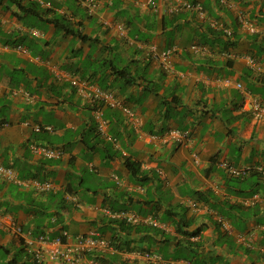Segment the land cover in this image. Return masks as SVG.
Returning a JSON list of instances; mask_svg holds the SVG:
<instances>
[{
  "label": "crops",
  "instance_id": "obj_1",
  "mask_svg": "<svg viewBox=\"0 0 264 264\" xmlns=\"http://www.w3.org/2000/svg\"><path fill=\"white\" fill-rule=\"evenodd\" d=\"M97 1L90 15L80 0H0V165L13 169L0 173V218L22 230L0 226V264H30L27 232L52 238L91 229L114 247L103 264H153L144 252L168 264H264V118L241 107L236 88L242 83L264 103V0H153L158 9L149 0ZM184 1L200 3L204 15L166 11ZM34 3L39 17L25 10ZM60 16L85 37L67 33ZM152 47L176 48L170 70ZM73 78L89 86L103 78L137 126L121 109L102 106L106 130L99 133L97 104ZM35 124L53 129L36 132ZM168 128L189 130V143H164L158 134ZM32 143L61 154L42 157ZM127 157L140 163L138 176L131 177ZM221 162L246 172L231 176ZM19 178L53 188L21 187ZM123 212L157 224L128 223ZM180 215L187 230L202 227L189 244L177 243L171 219Z\"/></svg>",
  "mask_w": 264,
  "mask_h": 264
},
{
  "label": "built area",
  "instance_id": "obj_2",
  "mask_svg": "<svg viewBox=\"0 0 264 264\" xmlns=\"http://www.w3.org/2000/svg\"><path fill=\"white\" fill-rule=\"evenodd\" d=\"M87 13L90 15L95 14L98 11V1L97 0H80ZM106 2L111 3L112 0H105ZM152 7L154 9H158L157 4L153 0H149ZM221 3L227 4L226 0H220ZM180 9L187 10H195L199 16H203L205 10L201 6L200 3L194 2L191 3L189 1H184L180 5H169L166 11L169 14L175 13ZM239 20L242 24H244L248 30L254 31L255 28L252 24L248 23L244 20V17L239 15ZM103 24L107 27H111L112 23L108 20H104ZM120 33L124 32V28H117ZM16 48L25 52L26 49L20 45H17ZM194 48V47H192ZM175 47L165 49L161 52H157L154 47L151 48L153 56L159 60L161 66L165 70H170L172 67L171 64V55L173 51H175ZM250 63H253L252 60H249ZM71 83L77 87V91L84 94V96L88 97L92 103L97 104L95 107V117L97 119V130L101 134H105L106 130V120H104L101 116V108L102 106L108 107H117L121 109V111L125 114L127 120L131 122L133 126H137L134 114L128 106L124 105L116 95L108 89H102L99 86H89V82L87 80H79L77 78H73ZM236 87L241 89L244 94V100L242 105L244 108L250 110L253 117L257 119L264 118V104L255 96L251 95L249 91L243 88L241 83H236ZM89 91V92H88ZM52 126L49 125H40L35 124L33 126V130L38 132L41 130H52ZM152 138H156L153 136ZM164 142L167 141H177L181 145H184L188 141V132L187 131H179L177 129H169L163 136H160ZM32 152L39 154L45 158H54L58 157L61 154L59 148L42 146L35 143L30 145ZM221 166L228 167L227 164L222 163ZM230 171L239 175L241 170L236 169L234 167H229ZM0 173L1 174H11V169L3 167L0 165ZM18 184L21 186H28L29 184H33L40 191H48L53 188V184L49 181L39 182L34 181L32 179L25 180H17ZM126 222L131 224H136L140 222L150 223L156 225V222H153L150 217L141 218L135 214H129L123 212L121 215ZM0 218V226H4L6 228H12L15 232L22 234L21 227L15 224L13 221H8L7 224ZM23 243L30 255L31 264H47L48 262H60V264H79L81 261H87L88 264H102L99 260V255L105 252L113 251L112 246L109 243L108 238L103 235L100 231L96 229H91L87 231L85 234L70 236L66 231H62L61 235H57L55 237H49L45 233H41L38 235H32L27 232L26 235L22 236ZM89 255V257H88ZM143 257L150 260L153 264H168L166 261H162L159 256L155 253L144 252L142 253Z\"/></svg>",
  "mask_w": 264,
  "mask_h": 264
},
{
  "label": "trees",
  "instance_id": "obj_3",
  "mask_svg": "<svg viewBox=\"0 0 264 264\" xmlns=\"http://www.w3.org/2000/svg\"><path fill=\"white\" fill-rule=\"evenodd\" d=\"M206 9V8H205ZM25 10H28L29 12H33V13H35V15L37 16V17H39V12H38V10H39V8H38V6H37V4L36 3H34V6L33 7H29V8H27V9H25ZM86 10V9H85ZM207 10V9H206ZM208 11V10H207ZM87 12V11H86ZM56 21L57 22H59L60 24H66V25H63V26H65L66 28H64L65 29V31L67 32V33H71L72 35H79L81 38H84L85 36L84 35H82L81 34V32L79 31V30H74V28L73 27H71V25H69V24H67V23H64V21H65V17H63V16H60L59 18H56ZM62 26V27H63ZM212 34H215L216 36H217V38H220V37H225V35L222 33V31L221 30H210V28L208 29ZM208 34V33H207ZM205 38H203V40H204ZM201 44H203V45H205V42L204 41H201ZM207 45V44H206ZM209 45V44H208ZM224 49H229L232 45H233V41H231L230 39L229 40H226L225 42H224ZM225 51H227V50H225ZM116 74L118 73L119 75L118 76H122V74L123 73H125V75H126V79L129 81V80H134V77L133 76H131L127 71L126 72H124V70H117L116 72H115ZM121 74V75H120ZM103 78H100V81L98 82V83H96V85L97 86H99L100 88H102V89H108V90H111L112 91V89H110V88H106L107 87V85H106V83L105 82H103ZM88 81V80H87ZM113 92V91H112ZM115 94V93H114ZM126 120H127V118H126ZM128 121V120H127ZM129 122V121H128ZM129 123H131V122H129ZM132 125V124H131ZM169 129H173V128H168L167 130H165L164 132H162L160 135L158 134V136H163L165 133H166V131H168ZM100 133V132H99ZM164 142V141H163ZM164 143H168L167 141H165ZM170 143H174L175 145H177V146H181V144L179 143V142H177V141H171ZM125 165H126V167H127V169L129 170V173H130V175H131V177H136V175L138 176L139 174H140V170H139V166H140V163L139 162H137V161H135V160H131L129 157H127L126 159H125ZM227 166L228 167H224L225 169H226V171H228V174H230L231 176H237L238 177V175L237 174H235V173H233L232 171H230V168L229 167H234V166H232V165H229V164H227ZM235 168V167H234ZM239 177H240V175H239ZM38 181V180H37ZM39 182H41V181H39ZM44 182V181H43ZM171 221H173V224H174V230H175V233L176 234H178V235H181V240H178V245H180V241H185L186 242V244H189V240L192 238V237H195V236H199V234H200V232H201V230H202V227L201 226H199V227H197L196 229H194V230H192V231H189V230H187V227H188V225H189V220H186L185 219V215L183 216V215H180V220L179 221H175V220H173V219H171ZM186 227V228H185ZM196 244L198 245V242H196ZM116 247L118 248L119 246H118V244L116 243ZM161 252H163V251H161ZM189 258L190 257H188L187 255H185L184 256V259H186V260H189ZM6 264H18L17 262H16V260H9V261H7L6 262ZM30 264H31V262H30Z\"/></svg>",
  "mask_w": 264,
  "mask_h": 264
},
{
  "label": "clouds",
  "instance_id": "obj_4",
  "mask_svg": "<svg viewBox=\"0 0 264 264\" xmlns=\"http://www.w3.org/2000/svg\"><path fill=\"white\" fill-rule=\"evenodd\" d=\"M249 60H252V59H249ZM253 61V63H254V60H252ZM253 63H251V64H253ZM237 83H240V82H237ZM242 84V83H241ZM242 86H243V84H242ZM236 88H238V87H236ZM243 88L244 89H246L247 91H249L250 93H251V91L249 90V89H247L245 86H243ZM239 89V88H238ZM240 91H241V89H239ZM242 92V91H241ZM114 93V92H113ZM242 94H243V92H242ZM251 95H253V96H255L256 98H258L262 103H263V101L259 98V97H257L256 95H254V94H252L251 93ZM243 100H244V94H243ZM243 100H242V102H243ZM264 104V103H263ZM241 107L243 108V109H245V110H247V111H249L250 112V110H248V109H246V108H244L243 107V105H242V103H241ZM251 113V112H250ZM251 115H252V113H251ZM253 116V115H252ZM257 119V118H256ZM261 119H263V118H261ZM173 129H176V128H173ZM177 130H179V129H177ZM179 131H187L188 132V141H187V143L186 144H184V145H181V146H186L188 143H189V140H190V131L189 130H179ZM163 141V140H162ZM169 142H171V141H169ZM223 162H221V163H219V165L221 166V164H222ZM225 164H227V163H225ZM6 168H10L11 169V167H6ZM236 169H238V168H236ZM13 170V169H12ZM11 170V172H13ZM239 170H241V173L239 174V175H242V174H244L245 172H246V169H239ZM238 175V176H239ZM25 179H30V178H19V179H17V180H25ZM50 182V181H49ZM20 185V184H19ZM21 186V185H20ZM21 187H26V186H21ZM51 190V189H50ZM49 191V190H48ZM44 192H46V191H44ZM2 219V218H1ZM129 223V222H128ZM4 227V226H3ZM21 227V226H20ZM102 233V232H101ZM103 234V233H102ZM103 235H105V234H103ZM107 237V236H106ZM108 238V237H107ZM108 240H109V238H108ZM109 243H110V245L112 246V249H113V251H111L110 253H112V252H114V247H113V245L111 244V241L109 240ZM105 253H107V252H105ZM103 254V253H102ZM102 254H100L99 255V260L101 261V256H102ZM89 256V255H88ZM102 262V261H101ZM103 264V263H102Z\"/></svg>",
  "mask_w": 264,
  "mask_h": 264
},
{
  "label": "rangeland",
  "instance_id": "obj_5",
  "mask_svg": "<svg viewBox=\"0 0 264 264\" xmlns=\"http://www.w3.org/2000/svg\"><path fill=\"white\" fill-rule=\"evenodd\" d=\"M219 1V0H218ZM162 253V252H161ZM178 254H176V256H177ZM166 257H169L170 256V254H167L166 253V255H165ZM170 257H174V256H170Z\"/></svg>",
  "mask_w": 264,
  "mask_h": 264
}]
</instances>
